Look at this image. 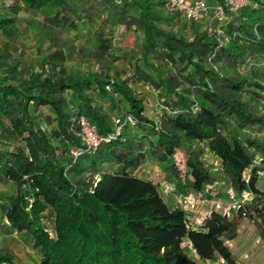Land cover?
<instances>
[{
  "label": "trees",
  "instance_id": "obj_1",
  "mask_svg": "<svg viewBox=\"0 0 264 264\" xmlns=\"http://www.w3.org/2000/svg\"><path fill=\"white\" fill-rule=\"evenodd\" d=\"M73 1L0 0V34L11 32L23 7L44 11L52 26L91 30L99 65L71 69L64 50L55 48L23 73L21 57L0 43V132L18 142L0 146L6 230L29 236L35 264H205L217 254L233 264L226 240L238 236L245 219L264 242V187L255 173L264 160V113L256 110L264 105V82L236 66L240 50L264 58V0L228 11L218 28L166 11L162 0H98L112 16L93 26L94 12L84 17ZM113 16L134 29L131 47L115 46ZM222 35L228 43L217 38ZM106 54L119 63L101 61ZM136 85L152 87L156 106L169 108L157 122ZM126 113L135 125L125 123L93 151L84 147L76 117L87 116L107 135L113 117ZM176 149L185 153L183 162ZM148 159L173 192L163 193L158 182L136 172ZM83 169L89 178L76 180L72 172ZM208 184L252 195L231 218L213 212L193 228L175 197ZM186 238L197 256L182 245ZM16 263L14 251L0 244V264Z\"/></svg>",
  "mask_w": 264,
  "mask_h": 264
},
{
  "label": "rangeland",
  "instance_id": "obj_2",
  "mask_svg": "<svg viewBox=\"0 0 264 264\" xmlns=\"http://www.w3.org/2000/svg\"><path fill=\"white\" fill-rule=\"evenodd\" d=\"M76 7L79 8L84 17H87V13L94 12L99 16L97 18L94 17L93 26H97V20L107 13L106 7L104 3H100L98 0H74ZM108 5L110 2L107 3ZM118 10V9H117ZM114 9V13L117 11ZM129 12L134 13V8H129ZM44 11H35L32 9H28L23 7L19 13V19L13 25H11V32L9 33H1L0 34V43L8 42V47L15 54L21 57V71L25 73L30 66H35L36 58L40 56H46L51 50L55 48H62L66 53V64L71 69H80L86 70L89 65L95 66V68H99L98 63L92 52L93 42L90 40L91 30L86 31V33L82 32L80 29L75 28V30L64 29L63 26L58 27V25L52 26L51 23H47L44 18ZM110 17L112 14H108ZM229 18L227 15L226 19ZM115 16L112 17V38L115 46L124 45L126 47H131L136 41L134 29L131 27H125L122 23H119L115 20ZM210 24L213 28H218L220 26L219 23L214 22L210 19L209 15H207L200 26ZM66 28V27H65ZM137 32V31H136ZM137 38L138 34L136 33ZM223 43H228V38L222 35L221 37ZM112 55L106 54V56L101 57V61L110 62L118 64V62H114V59H111ZM91 62V63H90ZM94 62V63H93ZM93 63V64H92ZM106 64V63H105ZM111 65V63H110ZM124 64H120L122 66ZM236 66L238 69L248 75L251 78H257L264 82V58L259 55H251L245 51H238L237 53V62ZM128 68V67H124ZM134 86V85H133ZM137 86V85H136ZM135 86V87H136ZM136 89H142L145 93V112L148 115H158L160 112L159 107L154 108L155 105L152 100L155 99V91L152 87L145 86H137ZM101 101V100H100ZM102 102V101H101ZM105 102V101H104ZM104 105V103H102ZM106 104V103H105ZM122 111H125V105L123 102H120ZM256 110L259 113H264V105L263 102H259L256 104ZM44 129L47 131L50 129V124H42ZM18 144L16 140H12V138H4L0 132V146L5 148H14L15 145ZM185 153L182 150L176 149L175 155L179 162H183L185 158ZM105 170H112V165L105 163L103 165ZM154 165L150 168L146 169L151 172H155L158 168H155ZM74 178L76 180H81L83 178H89L90 174L86 169L80 170L79 172L73 171ZM98 174H95L93 177ZM146 178H150L148 176V172L145 175ZM223 187V186H222ZM243 229L246 230L247 237V248L245 250H249L251 257H253L257 253V258L263 254L264 256V242L260 239L256 227L254 223L245 219L243 223ZM50 230V229H49ZM16 244H14L18 253L22 254V259L25 264H35L36 262V251L32 248L29 242L23 240L22 236L15 237ZM246 242V243H247ZM245 243V244H246ZM201 263L200 260H198ZM23 264L22 262H20Z\"/></svg>",
  "mask_w": 264,
  "mask_h": 264
},
{
  "label": "built area",
  "instance_id": "obj_3",
  "mask_svg": "<svg viewBox=\"0 0 264 264\" xmlns=\"http://www.w3.org/2000/svg\"><path fill=\"white\" fill-rule=\"evenodd\" d=\"M163 7L166 11H176L182 16L191 20H201L207 15H210L211 20L221 23L223 22L228 11L237 10L239 7L245 4L247 0H162ZM210 27V26H209ZM211 28V27H210ZM217 33H222L218 30ZM218 39L221 36L217 37ZM160 112L158 115H154V120L157 122L159 115L163 110H169L164 104H159ZM114 129L113 132L107 135L102 134L95 123H93L87 116L80 115L75 118L77 131L81 142L88 151H93L102 141H107L110 138L116 136L122 126L127 123L135 125V120L130 113L118 115L113 117ZM156 125V124H155ZM157 127V125H156ZM76 156L80 150H72ZM150 179L158 182L163 193L173 192L174 185L167 179L161 177L159 170L149 173ZM255 173L257 178L264 179V160L258 162ZM245 181L250 177V169H246L243 174ZM95 179H99L96 175ZM95 185V182L94 184ZM252 192L249 189L236 190L231 185H212L208 184L200 192H188L180 193L175 197L176 202L187 211L189 218L188 225L193 228H199L203 226L205 219L213 212H219L225 215L227 218L234 216L235 212L239 208L245 205L251 198ZM182 245L188 249L193 255H196V249L192 245L190 239H184ZM208 264H228L226 258L217 254L214 259H206Z\"/></svg>",
  "mask_w": 264,
  "mask_h": 264
},
{
  "label": "crops",
  "instance_id": "obj_4",
  "mask_svg": "<svg viewBox=\"0 0 264 264\" xmlns=\"http://www.w3.org/2000/svg\"><path fill=\"white\" fill-rule=\"evenodd\" d=\"M145 87H149V86H145ZM142 89H138L137 91H140ZM146 97V96H145ZM155 107L157 108L156 104H157V98H156V94H155V99L152 100ZM144 105L146 107L145 104V98H144ZM155 163V168H158V165L156 164V162L153 161V159H148L143 163L144 169H137L136 172L145 177L146 175V169L148 167H152ZM104 168V167H103ZM159 169V168H158ZM260 183H258V185L262 188L264 187V179H260L259 181ZM221 186V184H219ZM4 187L5 185L3 183H0V193L4 192ZM3 211L0 209V244H6L8 245L15 253V260H16V264H21L20 262L24 263V260L22 259V254L18 253L14 244H16V240L15 237L17 236H22L23 240H26V242H29V236L23 232H16V231H12L9 232L6 230L5 224L7 222L6 218L3 216ZM244 225L242 224L239 234L236 238L234 239H230V240H226V244L229 246V248L231 249V251L234 254L235 260L233 264H264V256L263 254H261V256L259 258H257V253L251 257L250 253L248 252L249 250H245L248 246L247 244L249 243V241L247 242V237H246V230L243 229ZM16 242V243H15ZM247 242V243H246ZM246 243V244H245ZM205 264H208L207 261L205 260Z\"/></svg>",
  "mask_w": 264,
  "mask_h": 264
}]
</instances>
